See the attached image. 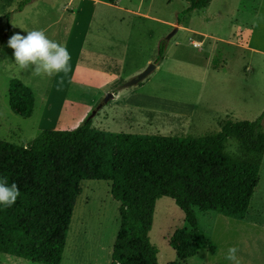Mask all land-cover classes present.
Instances as JSON below:
<instances>
[{
  "label": "rangeland",
  "instance_id": "obj_1",
  "mask_svg": "<svg viewBox=\"0 0 264 264\" xmlns=\"http://www.w3.org/2000/svg\"><path fill=\"white\" fill-rule=\"evenodd\" d=\"M20 1L0 0V45L13 32L43 29L67 47L71 68L51 77L21 70L5 47L1 140L24 146L42 130L76 129L94 112L93 126L102 131L199 138L219 133L226 119L254 121L264 111V0H212L181 24L186 0H32L18 11ZM162 42L158 68L121 88L156 64ZM13 79L36 95L31 117L23 116L31 98L15 108L10 103ZM226 145L231 155L260 165L246 219L197 209L200 225L192 228L174 200L159 199L149 233L159 264L178 260L172 246L198 251L184 264H264V153H247L235 138ZM81 187L61 264H111L120 203L108 181L85 180ZM230 246L237 261L226 259ZM0 264L38 263L0 253Z\"/></svg>",
  "mask_w": 264,
  "mask_h": 264
},
{
  "label": "trees",
  "instance_id": "obj_2",
  "mask_svg": "<svg viewBox=\"0 0 264 264\" xmlns=\"http://www.w3.org/2000/svg\"><path fill=\"white\" fill-rule=\"evenodd\" d=\"M31 1L21 0L18 11ZM186 1L190 5L179 24L212 2ZM5 18L9 27L10 13ZM165 47L162 42L156 64ZM9 98L14 108L31 98L23 114L31 117L35 99L26 84L13 79ZM263 121L264 111L254 121L226 119L219 133L192 138L102 131L87 119L73 130H42L24 146L0 139V175L16 182L21 193L13 206L0 209V253L61 264L82 182L104 180L120 203L111 264H159L149 237L159 199L174 200L192 228L200 225L197 209L245 219L260 183V165L231 155L226 144L235 138L247 153H264ZM172 247L178 260L167 264H184L198 254Z\"/></svg>",
  "mask_w": 264,
  "mask_h": 264
},
{
  "label": "clouds",
  "instance_id": "obj_3",
  "mask_svg": "<svg viewBox=\"0 0 264 264\" xmlns=\"http://www.w3.org/2000/svg\"><path fill=\"white\" fill-rule=\"evenodd\" d=\"M5 47L13 50L11 55L21 70L31 68L37 75L43 73L51 77L57 73H67L71 68V54L67 47L49 38L43 29L13 32L6 45H0V53H4ZM20 194L16 182L9 183L7 176L0 175V209L13 206ZM235 254V246H230L226 259L229 262L237 261Z\"/></svg>",
  "mask_w": 264,
  "mask_h": 264
},
{
  "label": "water",
  "instance_id": "obj_4",
  "mask_svg": "<svg viewBox=\"0 0 264 264\" xmlns=\"http://www.w3.org/2000/svg\"><path fill=\"white\" fill-rule=\"evenodd\" d=\"M156 68H157V64H153V63L150 64L146 70H144L142 73H140L135 78H133L130 81L126 82L121 88H128V87H132V86L138 85L139 83H141L142 81H144L153 72V70H155ZM112 97H113V95H109L106 98V101H108ZM95 114H96V112H94L93 115L89 119H91L93 116H95Z\"/></svg>",
  "mask_w": 264,
  "mask_h": 264
},
{
  "label": "crops",
  "instance_id": "obj_5",
  "mask_svg": "<svg viewBox=\"0 0 264 264\" xmlns=\"http://www.w3.org/2000/svg\"><path fill=\"white\" fill-rule=\"evenodd\" d=\"M210 7V6H209ZM207 10V9H206ZM206 10H203V11H206ZM201 11V10H200ZM193 13V12H192ZM158 68V67H157ZM29 87V86H28ZM33 92V91H32ZM34 94V93H33ZM34 96H35V104H36V95L34 94ZM51 97H50V95L48 94V97H47V99H50ZM138 125H140V124H138ZM177 136H179V135H177ZM181 136H184V135H181ZM247 216V215H246ZM245 219H246V217H245ZM245 219H243V221L245 220Z\"/></svg>",
  "mask_w": 264,
  "mask_h": 264
}]
</instances>
